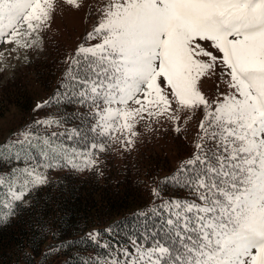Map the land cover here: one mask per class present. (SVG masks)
<instances>
[{
  "label": "snow or ice",
  "instance_id": "snow-or-ice-1",
  "mask_svg": "<svg viewBox=\"0 0 264 264\" xmlns=\"http://www.w3.org/2000/svg\"><path fill=\"white\" fill-rule=\"evenodd\" d=\"M63 2L80 7L79 0ZM54 7V0H0V42L31 47L35 40L18 37L27 41L44 30ZM66 63L64 91L54 95L87 106L92 142L80 152L21 132L14 158L38 144L45 163L0 174L8 192L0 198V223L46 183L38 167L60 159L89 167L103 141L131 144L141 120L170 121L179 133L188 113L202 110L193 153L162 181L188 197L162 200V212L152 207L161 222L149 230L151 242L132 240L122 253L127 259L113 264H264V0H107ZM218 69L228 91L210 99L201 82ZM79 135L71 129L66 139Z\"/></svg>",
  "mask_w": 264,
  "mask_h": 264
},
{
  "label": "trees",
  "instance_id": "trees-1",
  "mask_svg": "<svg viewBox=\"0 0 264 264\" xmlns=\"http://www.w3.org/2000/svg\"><path fill=\"white\" fill-rule=\"evenodd\" d=\"M50 25L53 26L52 19ZM92 30H85L74 42V38L54 31L46 42L48 52L26 65L24 74L0 79V116L9 105L18 106L23 115L21 125L10 129L0 143V153L5 156L0 158V174L45 163L38 144L29 148L27 155L21 154L19 161L14 158L20 150L14 142L24 131L80 152L88 149L92 134L87 131L91 120L87 106L75 98L54 94L64 91L60 85L68 68L66 61ZM55 37L67 44L61 55L57 54ZM31 81L45 89L44 101L35 99ZM45 101L49 103L36 108ZM189 116L191 119L182 123L179 133L168 127L164 133L143 140L141 135L132 137L134 148L126 149L115 142L110 151L92 150L94 164L89 167L72 168L63 159L50 168L38 167L46 176V183L31 188L28 203L16 202L14 214L0 223V264H113L127 259L122 253L132 249V240L150 243L149 230L161 222L150 209L156 206L162 212V200L188 197L186 189L164 185L162 181L194 151L198 123L203 116L198 110ZM46 120L57 123H36ZM71 129L81 135L66 139V132ZM52 133H57L58 138ZM178 142L183 144L177 145ZM8 156L13 158L9 160ZM76 162L82 164L83 158ZM5 187L0 188V198H6ZM153 190L159 196H154Z\"/></svg>",
  "mask_w": 264,
  "mask_h": 264
},
{
  "label": "rangeland",
  "instance_id": "rangeland-1",
  "mask_svg": "<svg viewBox=\"0 0 264 264\" xmlns=\"http://www.w3.org/2000/svg\"><path fill=\"white\" fill-rule=\"evenodd\" d=\"M79 3L80 7L75 8L68 6L63 0H54L55 7L52 13L53 26L49 22L44 30L38 34L34 33L31 37L27 38V41L22 37H18L22 43L31 44L35 40L36 42L31 47H17L14 43L8 44L0 42V79H10L19 72L24 74L26 65L32 64L37 58H40L44 53L48 52L46 42L52 39L51 35H54V31L55 34H66L70 39L74 38V42L85 30L93 29L100 16V10L107 3V0H79ZM55 40H58V42L53 41L57 49V54L61 55L67 50V44H62L57 37H55ZM88 43H99V40L88 41ZM31 90L34 92L35 99L38 98L39 102L44 101L46 91L39 83L31 81ZM201 90L210 99H214L219 92L228 91L226 85L222 82L219 69L216 75L202 79ZM198 111L203 116L202 110ZM22 116V111L18 106L9 105L7 107L0 116V143L6 134L9 133L10 129L14 130L21 125ZM168 127L174 129L175 125L170 121L161 120L157 122L145 119L137 124L135 131L137 133L136 136L141 135V140H143L155 133H164ZM178 140L181 141L182 139L179 138ZM114 143L110 140L103 141L104 151L102 152L110 151ZM182 144L181 142L177 143V145ZM123 147L129 149L134 148V145L128 144L125 146L123 144ZM5 193L7 197V187H5ZM23 201L27 202L28 197L26 196Z\"/></svg>",
  "mask_w": 264,
  "mask_h": 264
}]
</instances>
